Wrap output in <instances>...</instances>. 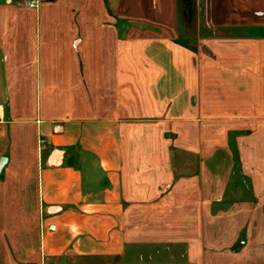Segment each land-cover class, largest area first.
Returning a JSON list of instances; mask_svg holds the SVG:
<instances>
[{"label": "crops", "instance_id": "0c3cea01", "mask_svg": "<svg viewBox=\"0 0 264 264\" xmlns=\"http://www.w3.org/2000/svg\"><path fill=\"white\" fill-rule=\"evenodd\" d=\"M26 1L0 0V264H264V0Z\"/></svg>", "mask_w": 264, "mask_h": 264}, {"label": "built area", "instance_id": "2783aa9c", "mask_svg": "<svg viewBox=\"0 0 264 264\" xmlns=\"http://www.w3.org/2000/svg\"><path fill=\"white\" fill-rule=\"evenodd\" d=\"M26 4L29 6V7H35L36 6V0H27L26 1ZM55 132H59L60 129L58 127H56L54 129Z\"/></svg>", "mask_w": 264, "mask_h": 264}, {"label": "water", "instance_id": "95a60500", "mask_svg": "<svg viewBox=\"0 0 264 264\" xmlns=\"http://www.w3.org/2000/svg\"><path fill=\"white\" fill-rule=\"evenodd\" d=\"M4 162H5V160H4V159H2V160H1V162H0V169L3 167V165H4Z\"/></svg>", "mask_w": 264, "mask_h": 264}]
</instances>
